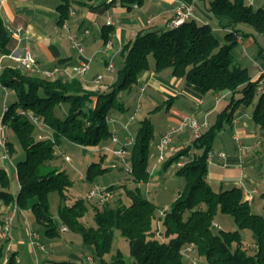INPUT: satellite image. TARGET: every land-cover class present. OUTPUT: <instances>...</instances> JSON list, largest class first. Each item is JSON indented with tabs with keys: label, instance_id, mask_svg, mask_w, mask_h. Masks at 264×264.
I'll list each match as a JSON object with an SVG mask.
<instances>
[{
	"label": "trees",
	"instance_id": "16d2710c",
	"mask_svg": "<svg viewBox=\"0 0 264 264\" xmlns=\"http://www.w3.org/2000/svg\"><path fill=\"white\" fill-rule=\"evenodd\" d=\"M119 2L129 8L140 5L142 0ZM69 6L70 2L64 0L57 7L59 24L68 18ZM208 9L219 20H226L225 26L233 27L222 38L215 35L209 24H199L194 18L175 28L139 31L122 46L117 78L105 90L86 89L79 77L51 78L4 66L0 84L14 93V100L6 104L1 123L16 135L25 156L16 162V190L13 191L7 171L0 169V202L6 206L16 204L18 210H30L48 235L57 234L58 224L50 213L48 194L57 190L61 201H66L73 184L57 163L63 155L58 147L61 138L83 147L101 145L112 134L107 118L113 111L125 110L116 101L119 91L131 90L140 75L152 67L155 71L171 68L173 76L184 78L201 92H229L231 96L229 108L198 136L193 135L191 144L178 149L164 162L163 169H167L184 158V165L176 168V174L185 182L168 210L160 214L148 198L139 194V187L128 189L120 184L106 187L114 198L102 205L85 197L63 205L59 208L60 220L69 229L80 232L83 243L92 247L97 264H185L183 250L188 246L195 251L196 264L198 259L203 264H264V190L259 197L262 213H255L241 187L215 191L207 180V158L216 134L232 116L233 109H228L233 105L249 107L257 94L255 80L234 59L238 33L235 26L245 23L262 32L264 8L254 9L244 0H211ZM102 31L106 42L111 28L103 27ZM15 46L16 41L0 16V56L9 55ZM29 115L37 119L38 125ZM252 118L264 128V94L258 96ZM38 126L48 127L50 137L44 138ZM153 139L151 120L141 119L129 147L131 178L136 184L149 180L148 159ZM5 144L12 155V141ZM62 160L66 161L64 157ZM108 170L110 167H102L101 162L92 163L85 180L93 182ZM122 189L126 200L121 201L118 194ZM219 214L230 215L236 229H221L215 221ZM2 218L0 212V221ZM245 229L251 232L246 240L241 233ZM117 231L128 241L131 261L119 249L111 255L110 263L105 259V255L112 253ZM4 264H19L17 253H9ZM54 264L78 263L65 260Z\"/></svg>",
	"mask_w": 264,
	"mask_h": 264
},
{
	"label": "crops",
	"instance_id": "0c3cea01",
	"mask_svg": "<svg viewBox=\"0 0 264 264\" xmlns=\"http://www.w3.org/2000/svg\"><path fill=\"white\" fill-rule=\"evenodd\" d=\"M68 1L70 2L69 8L75 11V15L67 18V27L58 22L59 12L57 7L63 4L64 0L0 1V16L4 21L5 27L14 33L12 36L16 41V46L12 53L0 56V72L4 66H16L23 69L21 63L15 57L20 56L25 50L30 52L40 70L52 71L57 68L51 78L54 76L69 77L73 72L74 66L89 59H92L91 61L93 62L95 58L98 59L99 57L96 64L102 66L103 70L97 68V71L92 72L91 65L89 70L83 76H80L79 79L86 89L100 88L105 90L117 78V75L114 74L115 69L116 71L118 69L115 67V61H117L122 46L128 40L133 39L139 31L167 29L168 21L173 16L177 0H142L140 5L133 4L129 8L120 4L119 0ZM183 1L194 6L193 18L196 22L209 24L219 38H222L226 32L233 28L225 26L226 20H219L208 9L211 0ZM244 1L246 4L252 5L254 9L264 8V0ZM103 27L111 28L107 40L111 41V48L106 52L103 51L107 42H104L102 37ZM84 29H88L89 33L83 38L84 47L82 53L78 54L71 47L69 35L78 36ZM235 29H238L236 45L233 48L235 62L247 70L250 79L253 81L257 78L259 69L264 68V30L258 32L251 25L245 23L237 24ZM109 63L113 64V71L107 70ZM152 64L153 62H151ZM98 75H102L100 82L96 81ZM136 87L139 95L144 96L145 103L150 107L149 112L156 113L157 111L165 110V122L167 124L157 138H154L153 147L156 146L159 137L164 131L169 127L179 125L183 118L193 117L199 122L206 121L209 126L219 113L229 108L228 105L230 104L229 96L231 94L229 92H201L194 85L185 81L184 78L173 76L171 68H165L160 71H155L153 67L150 68L140 75ZM142 87L144 88L143 92L140 91ZM10 91L0 87V101L3 102H1L0 107L1 117L4 112V108L1 111L2 106H6L4 100L9 95L14 98V93ZM258 96L256 94L252 104L247 108L233 105L228 109V111L233 109V112L230 120L224 126L228 125L230 127L231 143L225 148L221 147L225 143L228 144L227 138L229 140V137L221 136L224 130L221 129L214 138L212 151L207 160V180L211 188L218 191L231 188L232 186L241 187L245 192V199H247L248 193L252 195L249 200L251 206L254 205L255 198L260 197V193L264 190V128H260L259 124L252 118V110ZM125 115V110L114 111L111 114L114 121L109 123V127L112 132H115L120 137H122L121 123L127 119ZM140 117V120L148 118L147 116H142V113ZM38 128L40 131L47 133L45 135L41 133L44 138L50 137L48 127L38 126ZM234 137L238 138L237 142ZM192 138V130L189 127H184L174 140V146H178V148L185 147L191 144ZM216 138L217 141L215 142ZM3 139L6 140L5 134H0V169H5L10 175V166L16 172V164L13 162L12 156H6L5 148L2 144ZM8 141H11L9 137ZM214 142L220 147L215 149ZM239 144L252 148L240 152ZM156 153L157 149L156 151H150L153 164L156 160ZM221 153H225V155H221ZM62 162L67 161L62 160ZM58 165L61 169H64L61 163ZM155 172H158V169ZM15 177L14 190L19 186L17 176ZM78 179L83 180L82 174L78 176ZM120 184L125 183L121 182ZM254 207L257 211L255 213H259L262 209V203H257ZM12 211V206H6L0 202V212L3 217L12 214ZM19 211L15 212L13 218L11 250L9 253H17L19 264L30 258L35 264H45L47 258L42 261L38 259L37 250L46 253L47 248L28 221V217L23 213L22 216L19 215ZM21 211L25 212L27 210ZM20 216L25 220V225L21 224ZM218 225L220 226V224ZM35 239L43 244V249L32 244ZM26 245L28 248L27 252H30L31 255L27 254V257L24 258L26 252L23 251H26ZM0 248H2L4 257L6 254V241L1 238ZM89 256L94 257V251L91 254H86L84 258H80L72 252L68 253V257L78 261L80 264H92L94 259L88 261L87 257Z\"/></svg>",
	"mask_w": 264,
	"mask_h": 264
},
{
	"label": "rangeland",
	"instance_id": "374dc122",
	"mask_svg": "<svg viewBox=\"0 0 264 264\" xmlns=\"http://www.w3.org/2000/svg\"><path fill=\"white\" fill-rule=\"evenodd\" d=\"M98 60H99V57L98 59L95 58L93 62L90 61V66L92 65V68H91L92 72L97 71V68L100 70H103L102 66L96 64ZM150 60L151 62H153L152 58ZM120 63H121V59H120V56L118 55L117 61H115V67L118 68ZM114 74H116V69L114 71ZM53 78H55V76ZM12 98L13 96L9 95V97L4 100L5 104L11 103L14 100V98L13 99ZM116 101L121 102V104L123 105V108L125 109V113H126L125 116L127 117L132 113L134 108H136L137 102H140L142 109L140 108V111L136 114L135 120L132 123L133 132H135L136 128L139 126L141 113H142V116L143 115L147 116L151 120L152 125H153L154 138H157L159 133L163 130L164 126L167 124L165 122V110L157 111L156 113L149 112L150 107L148 106V104L145 103L144 96L139 95V91L136 86H134L131 90L119 91ZM1 102L2 101H0V107H1ZM3 108H4V105L2 106L1 111H3ZM193 119H196V118H193ZM223 129L224 130L222 131L221 136L229 137V140L227 138L228 144L225 143L224 145H221V147L225 148L227 147V145L231 143L230 141L231 131L228 125H225ZM39 132H41L43 135L47 134L46 132H43L42 130L41 131L39 130ZM112 133L116 134L115 132H112ZM0 134H5V137H6L5 141L8 140V137L11 139L15 152L12 155L9 154V152H7L6 156L7 157L12 156V160L16 164L18 160L24 158L25 156L24 150L21 144L19 143L16 135L13 133V131L9 127L2 125L1 116H0ZM192 135L194 134L192 133ZM177 136L173 138V142ZM116 137H117V141L119 140L124 141L125 133H124L123 128H122V137L117 136V134H116ZM217 138L215 142L217 141ZM153 140L151 142L150 151L151 150L156 151V146L153 147L154 146ZM173 142H172V145H173L174 151L167 154L163 162L157 163L155 160L153 164L152 155L150 154L149 159H148L149 180L144 183L136 184L132 180L131 176L126 173L124 169L126 165L121 161L120 158H117L111 155L110 153L107 155L105 154L104 156V154L102 155L101 152L94 151L93 146L92 147H82V146H79L71 142L67 138H61L60 145H58V147L63 152V155L60 158H58L57 163L62 164V167L66 170L69 177L73 180V184L67 192V194H69V199H67L66 201H61L60 194L57 190H51L48 194L50 213L58 224L59 232L52 236L48 235L45 231V226L42 223H39L36 221L34 214L30 210L22 212L21 210L19 211L17 209L19 211L18 212L19 215L22 216L24 214L26 217H28V221L32 224L34 230H36V232L38 233L40 240L44 243V245L47 248L46 253L41 252L40 250H37V258L40 259L41 261L47 258V261H45L46 259L44 260L45 264H52V263L54 264V262L65 261V260H72L80 264L78 261H75L71 257H68V253L70 252L75 253L80 258H84V256L88 253L90 254L93 253L92 247L83 243L80 232L69 229V228L65 232L61 231L60 227L62 224H61V220L59 217V208L62 207L63 205L71 204L74 201V199H78V198L83 199L84 194L91 187H94L96 185L108 187L110 185H120V183L122 182V183H125L126 188L128 189H135L136 187H139V194L143 197L148 198L159 209V211L163 207H165L164 205L169 206V204L177 196L178 191L183 187L184 182H185L183 177L176 174V168L173 166V164L169 168L163 169L164 162L166 161L168 156L173 154L178 149H180L178 148V146H174ZM115 145H119V142L116 143ZM214 147L216 149L217 147H220V146L215 144ZM64 156H68L69 161L62 162L61 159H63ZM102 156L104 157L101 161ZM209 156L210 155H208V157ZM179 159H182L184 161L183 157ZM95 162H101L102 167H110V170L105 171L104 174L101 176H97L93 182H89L85 180L86 171H87L88 166ZM156 169H158V172H155ZM9 171H10V178L12 180V188H13V184L16 180V177H15L16 172L12 166H10ZM80 174H82L83 180L78 179V176ZM119 192L121 193H119L118 195H121V197H123V198L120 197L121 201L126 200L124 190L122 189V191H119ZM117 202L118 200L115 201L113 205H115ZM257 203L258 204L262 203L259 197L255 198L254 205H257ZM254 205H252V212L253 211L257 212ZM259 213H262V209L259 211ZM21 216H20L21 224L25 225L26 224L25 220ZM215 221L218 222V224H220L221 229L223 230L236 229V225L234 224L233 218L230 215L219 214L217 215ZM63 225H66V224L64 223ZM241 233H242V236L245 238V240L248 239V237H251V232L247 229L242 230ZM112 248H113L112 253L105 255V259L109 263L111 262V255L114 254L115 250L117 249L121 251L123 257L127 261H131L128 241L123 236H121L118 231L116 232V236L114 238ZM25 249L26 251L25 250L23 251V252H26L24 254V258L27 257V254L31 255L30 252L29 253L27 252L28 251L27 245L25 246ZM3 258L1 259L0 263L3 261ZM92 258L94 259L92 264H97V260L94 257ZM184 260H185V264H192L188 257L185 256ZM197 261L199 264H203L202 259H198ZM21 264H35V263H33V260L30 258L26 261H22Z\"/></svg>",
	"mask_w": 264,
	"mask_h": 264
},
{
	"label": "built area",
	"instance_id": "2783aa9c",
	"mask_svg": "<svg viewBox=\"0 0 264 264\" xmlns=\"http://www.w3.org/2000/svg\"><path fill=\"white\" fill-rule=\"evenodd\" d=\"M2 1V0H0ZM75 15V11L71 8H69L68 17ZM193 18V5L191 3H187L183 0H177L174 6V12L171 19L168 21L167 28H175L183 24L185 21ZM67 19H65L62 23L64 27L68 26ZM110 22V21H109ZM12 35H14L13 32H11ZM89 33L88 29H84L82 33L78 36L76 35H69V40L71 47L78 53L81 54L84 47L83 38ZM111 48V41H107L104 45L103 51H108ZM20 63L23 69L31 74H37L45 77H51L53 73L57 70L53 69L52 71H43L39 69L38 64L31 56L30 52L28 50H25L20 56L15 57ZM90 61L80 62L78 65L73 67V72L69 76L72 77H80L83 76L90 68ZM108 71H113V64L109 63L107 65ZM102 78V75H98L96 78V81H100ZM139 82V79H138ZM0 87L1 84H0ZM255 88L256 93L258 95L264 94V68H260L258 71L257 78L255 79ZM144 88L142 87L140 91H143ZM141 104L140 102H137L136 108L132 111V113L127 117V119L121 123V126L125 133L124 141L119 140L117 141L116 134L112 133L111 137L106 140L101 145L95 146L93 148L94 151H98L104 154H111L117 158H120L121 161L126 165L125 171L128 175H132V168L129 163V147L134 142V132H133V125L132 123L135 120L136 114L140 111ZM6 110V107H4V111ZM30 119L33 123L38 125V121L33 116L29 115ZM108 122H113L114 119L112 117L107 118ZM184 127H189L192 130V133L197 136L203 129L208 127V123L206 121L199 122L196 119H193L191 117L183 118L179 125L169 127L166 131H164L161 136L158 139V142L156 144L157 153L155 154L156 162L161 163L165 160V156L171 152H173L174 148L172 145L173 138L182 131ZM235 141H238L237 137H234ZM117 141V142H116ZM119 142V145H115ZM6 141L3 139L2 144L5 148V153L7 155L6 150ZM114 143V144H113ZM239 151L242 152L243 150H250L252 147L245 146L243 144H239ZM221 155H225L222 153ZM64 159L66 161H69L68 156H64ZM184 165V161L182 159H178L175 163H173V166L175 168H180ZM85 199L88 201L95 202L96 204L102 205L104 203H107L111 201L114 198V195L112 191L106 189V187L96 185L92 188H90L85 194ZM252 198V195L250 193L247 194V199L250 200ZM12 214L6 215L2 218V221H0V238L6 241V254L3 258V261L0 264H4L7 261L8 254L11 250V240H12V230H13V218L14 214L17 211V205L12 206ZM168 210V206L163 207L159 212L160 214H164ZM217 225V224H215ZM61 231H67L68 227L66 225H61L60 227ZM34 236L37 237L35 233H33ZM33 245L37 246L38 248L43 249V244H41L37 239L33 240ZM195 253L194 249L191 246L186 247L183 250L184 256L188 257L192 264H196V259L193 257V254ZM88 261H92L93 258L91 256L87 257ZM18 260V259H17Z\"/></svg>",
	"mask_w": 264,
	"mask_h": 264
}]
</instances>
